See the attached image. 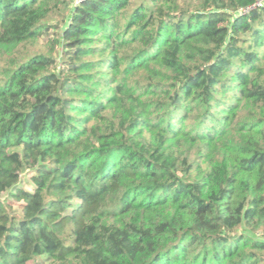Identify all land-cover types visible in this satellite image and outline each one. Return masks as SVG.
<instances>
[{"label": "trees", "instance_id": "1", "mask_svg": "<svg viewBox=\"0 0 264 264\" xmlns=\"http://www.w3.org/2000/svg\"><path fill=\"white\" fill-rule=\"evenodd\" d=\"M0 264H264V0H0Z\"/></svg>", "mask_w": 264, "mask_h": 264}, {"label": "rangeland", "instance_id": "2", "mask_svg": "<svg viewBox=\"0 0 264 264\" xmlns=\"http://www.w3.org/2000/svg\"><path fill=\"white\" fill-rule=\"evenodd\" d=\"M77 1V0H76ZM49 38L50 39H55L56 37L54 36V35H52V33H50L49 34ZM47 50L46 49H44V48H42V49H40V50H37V52H39V53H41V52H46ZM47 53V52H46ZM13 209L15 210V212L18 214V212H19V207L18 206H16V205H13Z\"/></svg>", "mask_w": 264, "mask_h": 264}, {"label": "built area", "instance_id": "3", "mask_svg": "<svg viewBox=\"0 0 264 264\" xmlns=\"http://www.w3.org/2000/svg\"><path fill=\"white\" fill-rule=\"evenodd\" d=\"M77 1H80V0H77Z\"/></svg>", "mask_w": 264, "mask_h": 264}]
</instances>
